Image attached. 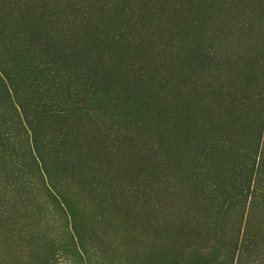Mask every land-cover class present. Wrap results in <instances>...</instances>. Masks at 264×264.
<instances>
[{
    "label": "trees",
    "instance_id": "16d2710c",
    "mask_svg": "<svg viewBox=\"0 0 264 264\" xmlns=\"http://www.w3.org/2000/svg\"><path fill=\"white\" fill-rule=\"evenodd\" d=\"M0 154L42 264H264V0H0Z\"/></svg>",
    "mask_w": 264,
    "mask_h": 264
},
{
    "label": "rangeland",
    "instance_id": "374dc122",
    "mask_svg": "<svg viewBox=\"0 0 264 264\" xmlns=\"http://www.w3.org/2000/svg\"><path fill=\"white\" fill-rule=\"evenodd\" d=\"M1 157V154H0ZM34 180L38 182V192H32L30 189L20 191L22 194L23 201L28 203L31 201L32 196L34 194H38L41 200L45 201L47 199V191L44 188L43 181L39 178V173H36ZM19 179L16 174V169L11 167L7 161V159L0 158V206L10 204H15L19 198L16 197L15 193L8 188V186L13 187L15 183H25L23 177ZM26 181V180H25ZM72 204L76 205L79 208V202L77 197H73ZM14 212V211H13ZM58 218V213L54 210ZM55 214H53L55 216ZM3 214L0 210V264H42V252L40 251L36 254L35 257L30 258L27 255L26 249H28L27 237L31 233H35L38 230L46 229L48 226V222L46 221V216L43 214V208L39 210L32 211L27 208H18L12 213ZM9 218L8 224L2 223L5 217ZM5 225V227H4ZM58 227L55 230H51V235L55 233L58 235L62 233L63 224H58ZM17 229V232L15 231ZM30 245V244H29Z\"/></svg>",
    "mask_w": 264,
    "mask_h": 264
}]
</instances>
